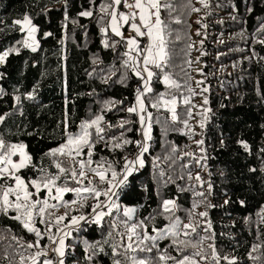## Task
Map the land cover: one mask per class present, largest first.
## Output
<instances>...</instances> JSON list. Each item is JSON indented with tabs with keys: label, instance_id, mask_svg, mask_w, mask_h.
<instances>
[{
	"label": "snow or ice",
	"instance_id": "obj_1",
	"mask_svg": "<svg viewBox=\"0 0 264 264\" xmlns=\"http://www.w3.org/2000/svg\"><path fill=\"white\" fill-rule=\"evenodd\" d=\"M197 2L205 9L210 7L209 0ZM67 6L68 0H65L66 22L69 21ZM200 11L192 0H99V3L87 0V7L77 16L96 20L103 48L114 51L119 60V67L101 69L99 78L109 84L116 77L115 82L124 86L130 77L135 78L138 83L134 101L127 106L123 100L105 101L101 113L81 120L76 129L66 113L59 140L39 155L19 136L12 139L0 129V218L15 222L31 237L14 234L10 228L0 231V242H7L3 261L7 264H66L72 247L76 246L72 243L74 234L84 233L91 225L103 227L107 223V238L91 243L83 241V258L88 264H95V258L104 253V245L111 248L112 264H247V261L264 264V239L251 245L247 261L236 254L235 248L225 252L223 245L217 242L218 234L209 210L232 201L229 197L223 205L213 204L210 200L212 181L204 179L200 171L193 176V168L208 171L207 161L211 157L203 138L194 140L199 154L182 151L171 144L164 155H152L154 124H161L166 134L169 124L178 123L182 125L181 134L192 139L203 133L195 131L191 120L200 116L197 126L202 130L206 127L207 114L211 111L207 107L209 99L204 96L197 105L193 98L209 89L201 88L203 80L195 81L196 88L191 86L194 77L188 69L193 61L187 59L181 65L174 64L175 53L170 47L174 43L171 24H181V15L186 12ZM71 23L78 21L73 19ZM12 26L23 35L14 45L0 50V66L5 65L10 56L20 55L22 50L40 51L41 40L53 36L52 32L41 34L40 27L27 14L13 20ZM257 32L264 33V22ZM180 39V35L175 34V40ZM256 42L264 45V38ZM60 43H64V37ZM187 47L191 49L194 45ZM92 63L102 61L97 56ZM197 71L203 74L202 69ZM5 79L6 73L0 72V81ZM156 84L163 85L165 90L156 91ZM14 92L18 94L8 93L0 84V97L10 95L15 111L23 116L24 101L36 100L38 88L26 93H19L17 88ZM179 107L184 109L183 116L178 112ZM113 109L127 114L117 124L105 119V113ZM149 109H155L156 115ZM12 115L13 112L0 114V126L6 127ZM17 132L33 139L41 135L34 127L29 129L24 124L17 125ZM133 132L138 139L128 135ZM236 143L244 152L252 153L246 140L239 139ZM220 144L226 147L223 139ZM257 153L264 165V147L257 149ZM178 161L183 163L177 168ZM149 169L148 181L141 180L139 187L147 200L155 198L157 207L140 217L136 207H123L119 201L122 194L127 196L135 190L138 177H143ZM249 171L264 174V166ZM208 175H212L210 171ZM169 185H175L178 195L168 194ZM185 192L193 196L188 208L179 203V193ZM239 204L244 206L245 201L240 200ZM201 208L203 210H199ZM117 216L121 218L117 220ZM157 217L161 220L159 225ZM256 217L254 220L247 216L244 223L249 227L256 225V231L264 237V205ZM225 236L224 232L219 233V237ZM226 238L235 239L230 235ZM76 264H80L79 259Z\"/></svg>",
	"mask_w": 264,
	"mask_h": 264
},
{
	"label": "trees",
	"instance_id": "obj_2",
	"mask_svg": "<svg viewBox=\"0 0 264 264\" xmlns=\"http://www.w3.org/2000/svg\"><path fill=\"white\" fill-rule=\"evenodd\" d=\"M209 2L210 7L205 9L197 0H192V4L201 11L186 12L181 15V24H171L174 43L170 45L175 53L174 64L181 65L187 59L193 61L188 69L194 77L190 81L191 86L196 88L195 81L203 80L201 88L209 89L207 93L193 98L197 105L202 103L204 96L209 99L207 107L211 111L207 114L206 127L202 130L197 126L200 116L191 120L195 131L203 133L192 139L181 134L182 125L178 123L169 124L166 134L161 124H154L152 155H164L171 144L179 146L182 151L199 154L194 140H205L207 154L211 157L207 161L208 171L193 168V176L200 171L204 179L212 181L214 188L210 200L213 204L223 205L225 199L231 198L230 204L210 209L209 215L218 234V244L223 245L225 252L235 248L236 254L247 261V251L251 245L264 239L256 231V225L249 227L244 223L247 216L256 220V213L264 205V174L249 171L250 168L260 169L264 166L257 153V149L264 147V60L260 59L264 57V45L256 42L258 38H264V33L257 32L264 22V0ZM84 7H87V0H68L69 21L66 22L65 0H0V21L4 22L0 24V28H3L0 32V50L14 45L22 37L23 34L12 26V21L25 14L32 17L33 22L40 27L41 34L53 33L52 37L41 40L40 51L32 53L22 50L20 55L10 56L8 62L0 66V72L6 73V79L0 81V84L4 85L8 93L18 94L14 92L17 88L19 93L38 88L36 100L24 101L23 116L15 111L10 95L0 97V114L14 113L6 127L0 126V129L12 139L19 136L29 144L35 155L46 151L59 140L66 113L73 121V129H76L81 120L101 113L105 101L123 100L124 106H127L134 99L133 93L138 83L135 78L130 77L127 86L115 82L116 77L109 84L101 82L100 70L107 71L112 65L119 67V60L114 51L103 48L96 20L77 16ZM73 19L78 23H71ZM197 20L200 21L199 24ZM197 31L200 35H196ZM177 33L180 40H175ZM62 37L63 44L60 43ZM188 44H193L194 47L189 49ZM97 56L102 63L93 64L92 61ZM184 67L187 68V65ZM197 69H202L203 74ZM155 88L156 91L165 90L161 84H156ZM197 91L200 89L197 88ZM149 110L156 115L155 109ZM178 112L183 116V107H179ZM126 115V112L113 109L105 113V119L117 124ZM164 115L167 116V113ZM18 124H24L29 129L34 127L41 135L36 139L22 136L17 132ZM128 135L139 138L134 132ZM221 139L226 147H221ZM239 139L250 144L251 154L240 148L236 143ZM180 163L183 162L178 161L177 168ZM150 170H146L143 177H138L135 190L128 192L127 196L122 194L119 201L123 207H136L140 217L148 215L157 207L155 198L147 200L146 194L139 187L141 180L148 181ZM209 171L212 174L210 177ZM177 183L184 184L185 181ZM167 192L172 196L178 195L175 185H169ZM179 196L182 207L191 206V192L179 193ZM240 200L245 201L244 206L239 204ZM141 205L144 207H140ZM178 214L183 216V213ZM120 218L116 217L117 220ZM108 219L110 218H106ZM160 222L157 217V224ZM9 228L14 234L31 238L15 222L0 218V231H7ZM107 228V223L103 227L91 225L84 233L74 234L72 243L76 246L72 247L66 264H76L77 259L80 264H88L83 258V241H102V237L107 238ZM220 232H224L226 236L219 237ZM228 235L235 239L230 241L226 238ZM6 244L7 242H0V264H7L2 258ZM110 253V246L104 245V253L95 258V264H112ZM247 264H251V261H247Z\"/></svg>",
	"mask_w": 264,
	"mask_h": 264
},
{
	"label": "built area",
	"instance_id": "obj_3",
	"mask_svg": "<svg viewBox=\"0 0 264 264\" xmlns=\"http://www.w3.org/2000/svg\"><path fill=\"white\" fill-rule=\"evenodd\" d=\"M134 101V100H133Z\"/></svg>",
	"mask_w": 264,
	"mask_h": 264
},
{
	"label": "clouds",
	"instance_id": "obj_4",
	"mask_svg": "<svg viewBox=\"0 0 264 264\" xmlns=\"http://www.w3.org/2000/svg\"><path fill=\"white\" fill-rule=\"evenodd\" d=\"M134 100V99H133Z\"/></svg>",
	"mask_w": 264,
	"mask_h": 264
}]
</instances>
